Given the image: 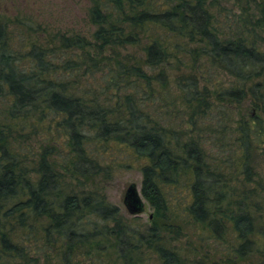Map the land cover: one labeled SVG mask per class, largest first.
I'll return each mask as SVG.
<instances>
[{"label": "trees", "instance_id": "trees-1", "mask_svg": "<svg viewBox=\"0 0 264 264\" xmlns=\"http://www.w3.org/2000/svg\"><path fill=\"white\" fill-rule=\"evenodd\" d=\"M87 2L0 20V264H264V0ZM133 166L147 224L105 192Z\"/></svg>", "mask_w": 264, "mask_h": 264}, {"label": "rangeland", "instance_id": "rangeland-1", "mask_svg": "<svg viewBox=\"0 0 264 264\" xmlns=\"http://www.w3.org/2000/svg\"><path fill=\"white\" fill-rule=\"evenodd\" d=\"M222 4L225 7H231L232 2H221V5ZM87 6V0H0V20L8 21L7 24L9 26V30L14 35H16L17 32H25V24H29L33 31L40 27V29L44 28L49 30V32H64L67 30L68 32L88 35L91 30V26L86 22L85 18ZM232 7L234 11H238L237 7ZM261 48L262 50L264 49V39L261 42ZM159 68L160 67H155L153 71L156 72ZM163 68L168 74V78L171 80L175 72L174 67L166 64ZM220 79L222 82L226 81L224 76H221ZM170 86H172L171 82ZM218 104L220 103L214 102L215 107L223 106ZM248 105L249 104L246 102L238 107L227 104L225 106L232 118L237 119L239 113H242L245 116L247 115L250 110ZM213 117L206 118L207 120L205 122H209L210 120L213 121ZM214 151L215 149H210L209 153L211 155H219L217 149L215 152ZM224 154L226 155V149H224ZM140 183L141 173L136 166H133L132 168L119 171L108 182L105 189L107 200L119 209V212L124 218H126V220L133 222V224H147L151 212L150 206L140 193ZM129 184L135 185L142 204V211L136 215L128 214L122 203L125 189ZM177 196L179 195L177 194ZM185 231H188V229L185 228ZM184 240L185 239L182 237L175 243L177 246L185 248L186 242ZM193 243L196 245L198 244L197 242ZM203 250L204 249L197 247L196 251L198 252L196 256H204ZM207 253L211 255V251L209 249ZM148 257L149 264H158L153 254H148ZM213 260H217V256H215Z\"/></svg>", "mask_w": 264, "mask_h": 264}, {"label": "water", "instance_id": "water-1", "mask_svg": "<svg viewBox=\"0 0 264 264\" xmlns=\"http://www.w3.org/2000/svg\"><path fill=\"white\" fill-rule=\"evenodd\" d=\"M122 203L130 215H136L142 211L141 200L134 184H129L125 189Z\"/></svg>", "mask_w": 264, "mask_h": 264}]
</instances>
